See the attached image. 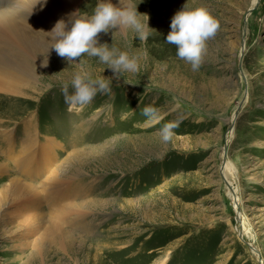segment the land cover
<instances>
[{
	"label": "rangeland",
	"instance_id": "rangeland-1",
	"mask_svg": "<svg viewBox=\"0 0 264 264\" xmlns=\"http://www.w3.org/2000/svg\"><path fill=\"white\" fill-rule=\"evenodd\" d=\"M96 2L80 0L77 10L91 13ZM189 2L218 22L198 71L165 40L185 0H128L149 16L147 39L124 27L98 36L139 54V70L115 74L84 54L82 63L93 77L105 76L109 90L82 109L61 90L79 67L54 49L0 81V163L9 164L0 189L18 176L41 188L56 172L60 201L74 212L54 218L48 240L38 235L49 202L39 206L44 218L29 223L0 210V264H264V0ZM146 106L162 118L150 122ZM177 121L163 141L159 129ZM32 140L30 179L14 159Z\"/></svg>",
	"mask_w": 264,
	"mask_h": 264
},
{
	"label": "clouds",
	"instance_id": "clouds-1",
	"mask_svg": "<svg viewBox=\"0 0 264 264\" xmlns=\"http://www.w3.org/2000/svg\"><path fill=\"white\" fill-rule=\"evenodd\" d=\"M148 21V14L139 12L137 6L129 7L127 0H119V6L113 0H97L91 13L76 10L68 15L67 20L60 18L55 22L46 32L47 40L50 41L49 49H54L69 64L79 67V71L72 76L70 85L62 83L61 90L69 105L82 109L91 103L98 92L109 90L106 77H93L82 63L84 54L97 57L115 74L139 70V54L129 53L107 42L101 43L98 34L124 27L132 29L141 40H146L150 34L146 29H151ZM217 28L216 18L205 6L192 5L189 0H185L172 16L170 31L165 40L176 46L179 58L190 64L193 71H198L206 41L215 34ZM77 57L80 58L79 62L76 61ZM69 86L72 88L71 92ZM143 114L150 122H158L162 118L158 109L151 106H146ZM176 126L178 121L163 124L159 129L161 139L169 141L172 129Z\"/></svg>",
	"mask_w": 264,
	"mask_h": 264
},
{
	"label": "bare ground",
	"instance_id": "bare-ground-1",
	"mask_svg": "<svg viewBox=\"0 0 264 264\" xmlns=\"http://www.w3.org/2000/svg\"><path fill=\"white\" fill-rule=\"evenodd\" d=\"M79 1L80 0H17L20 4L17 7H12V5L2 7L0 5L1 82L11 78V76L16 77V75H22V67L25 66L26 61L33 57L36 58L37 52L41 49L48 51L50 41L47 40L48 33L46 32L54 26L58 19L64 18L67 20L68 15L78 9ZM113 3L119 6V0H113ZM234 120L235 116L231 117V124H233ZM231 136L232 131L228 133V138ZM37 143V140L28 142L23 150L21 148V155H17V159H14L20 172H22V170L25 171L24 173L28 174L27 176L30 177V179L34 176L30 173V162L36 157L35 146ZM7 144L8 148H12L10 140ZM8 165V163H0V175H3L4 172L8 170ZM225 167L230 168L229 164H226ZM55 174L56 172L48 175L47 178H45L47 179V183L43 182L41 188H39L40 186L38 183L30 184L28 180L25 178L22 179L19 176L11 177L6 184L4 183L3 187L0 189V210H2L4 218L14 213L19 219L23 217L27 223L35 219H43L44 215L40 213L39 206H41L42 200L47 201L50 203L52 210L47 214V217H45L49 218V221L43 228V232L38 236L41 235V238L51 240L54 236L53 230H56V226L53 224L54 218L57 217L58 220H61L64 217L61 214L63 211L73 212L65 204L66 199H61L60 201L57 190L58 181ZM229 183L231 188L230 191L233 193L234 184L231 181ZM41 196L43 198H40ZM27 198L29 200H27ZM235 202L238 206V198L235 199ZM13 218L14 216H11L8 220H4L9 222L10 219ZM240 221V230L248 231L244 217L240 216ZM31 227L34 228L35 232L40 228V225H37L36 222V224H33ZM21 239L22 237L18 238L16 245H20L21 241L23 244L24 239Z\"/></svg>",
	"mask_w": 264,
	"mask_h": 264
},
{
	"label": "water",
	"instance_id": "water-1",
	"mask_svg": "<svg viewBox=\"0 0 264 264\" xmlns=\"http://www.w3.org/2000/svg\"><path fill=\"white\" fill-rule=\"evenodd\" d=\"M251 9H252V7L249 8V10H248V14L250 13ZM246 18H247V17H246ZM246 18H245V21L247 20ZM238 210H239V209H238ZM256 251H257V250H256ZM257 252H258V251H257ZM258 257H259L260 261L263 262L262 257H261L260 255H259Z\"/></svg>",
	"mask_w": 264,
	"mask_h": 264
}]
</instances>
